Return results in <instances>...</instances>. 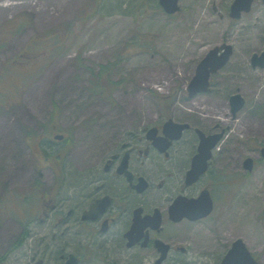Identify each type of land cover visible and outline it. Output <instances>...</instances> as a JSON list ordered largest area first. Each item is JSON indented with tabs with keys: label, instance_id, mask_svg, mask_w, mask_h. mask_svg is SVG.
Listing matches in <instances>:
<instances>
[{
	"label": "rangeland",
	"instance_id": "obj_1",
	"mask_svg": "<svg viewBox=\"0 0 264 264\" xmlns=\"http://www.w3.org/2000/svg\"><path fill=\"white\" fill-rule=\"evenodd\" d=\"M233 2L180 0V12L170 16L159 0H0V35L9 38L0 70L34 38L57 33L63 46L46 65L52 44L34 39L43 55L19 59L30 65L0 85L9 99L0 107V264H35L38 256L58 264L66 256V224L53 227L42 213V194L58 188L51 190L57 165L43 149L66 153L56 136L73 138L74 162L86 161L111 134L168 115L207 132L230 127L216 165L226 167L235 187L227 196L216 193L213 214L190 226L197 231L188 234L191 241L199 250L223 252L242 238L264 264V159L256 151L264 146V69L251 66V56L264 49V4L257 0L236 20L229 15ZM19 25L25 29L12 37ZM224 43L234 47L230 63L213 78L210 93L190 100L187 87L198 63ZM114 64L104 82L115 84L96 93V75ZM236 93L247 105L234 118L229 99ZM247 156L260 163L248 175L242 166ZM27 224L31 237L12 250Z\"/></svg>",
	"mask_w": 264,
	"mask_h": 264
},
{
	"label": "flooded vegetation",
	"instance_id": "obj_2",
	"mask_svg": "<svg viewBox=\"0 0 264 264\" xmlns=\"http://www.w3.org/2000/svg\"><path fill=\"white\" fill-rule=\"evenodd\" d=\"M170 120L176 121L168 115L153 125L111 134L86 161L74 162L73 144L66 137V166L54 170L64 173L63 182L54 181L51 190L58 184L56 193L42 194L43 215L53 221V227L66 224V256L63 253L58 264L72 258L77 264H222L234 241L223 252L212 246L199 250L188 234H196L190 226L207 218L175 221L170 211L178 198L192 200L204 190L210 191L216 207L213 190L217 193L219 188L214 187L226 179L227 172L216 165L223 154L216 150L206 173L188 184L201 128L177 121L190 128L168 144L167 137L174 135ZM222 129L216 125L210 132L201 130L210 135ZM52 243L46 247L50 249ZM38 260L47 264L43 256Z\"/></svg>",
	"mask_w": 264,
	"mask_h": 264
},
{
	"label": "water",
	"instance_id": "obj_3",
	"mask_svg": "<svg viewBox=\"0 0 264 264\" xmlns=\"http://www.w3.org/2000/svg\"><path fill=\"white\" fill-rule=\"evenodd\" d=\"M255 0H235L231 6L230 17L233 19H240L244 12L248 13L252 10ZM160 5L165 12L169 15H173L180 10L179 0H159ZM264 2V0H263ZM233 55V47L228 44H224L220 47L212 49L199 63L196 75L188 86L189 98L192 99L200 94L210 91V78L212 74L222 70L230 61ZM253 68H264V51L259 54H254L252 57ZM230 104L232 113L237 115L246 105V100L241 94H235L230 98ZM174 128V135L172 139H178L182 135L183 130L187 129L189 125H178L174 122H169ZM166 125L167 126L169 125ZM200 134L201 142L199 146V153L194 158L192 170L187 177V183H195L200 176L207 170L208 161L212 156V150L216 147L218 142L224 136L225 131L222 134L206 136L200 130L197 131ZM56 139H63L62 136H57ZM262 155L264 157V148L262 149ZM245 169L253 171L254 160L247 159L244 163ZM191 202V201H190ZM190 207H185V211L188 217L193 219H201L208 216L213 211V202L210 194L203 193L199 200L192 201ZM176 209L182 208L180 201H177L174 205ZM38 264H42L39 262ZM67 264H76V260L72 259ZM222 264H258L246 245L242 240H238L232 250L228 253Z\"/></svg>",
	"mask_w": 264,
	"mask_h": 264
},
{
	"label": "trees",
	"instance_id": "obj_4",
	"mask_svg": "<svg viewBox=\"0 0 264 264\" xmlns=\"http://www.w3.org/2000/svg\"><path fill=\"white\" fill-rule=\"evenodd\" d=\"M22 29H25V26L19 25L17 28L12 29L10 31V34H12V37H13L18 32H21ZM7 33H8V31H7ZM3 36H4V33L1 32V35H0V51H3V49L9 44L8 36L6 35L4 38H3ZM57 38H58L57 33H54L53 35L47 34L46 37H42V38H34V39L41 40L42 43L51 42L52 49H50L48 52H50L52 54V56L48 59V61L53 60V58H55L56 55H58V52L63 47L58 42H56ZM34 39L32 41H30L29 43H27V48L26 49L24 48L15 57H13L7 66L2 67V70H0V85L2 84V86L4 87V83L14 75L15 71L21 70V69L26 68L27 66L30 65V64L27 66L26 65H20L18 63L19 59H22L24 57H33V56L37 57V56L43 55L42 51H40V50H42V48L41 49L36 48V46H38L39 44H37V42H34ZM16 64H19L20 68L15 67ZM46 64H49V62H47ZM115 65L116 64L101 67L99 75H96V78L98 81H97V83H94L96 93H100L101 95H104L105 92L108 91L109 88H111L110 85L115 84V83H111L109 85V84L104 82V81L108 80L107 79L108 77H110L109 75H111V72H112ZM91 72L95 75L94 70H92ZM5 77H9V78L5 80ZM8 100L9 99L3 97V94L0 92V107L4 106V104ZM45 142H46V140H43L42 143H45ZM43 150L45 151V156L47 158H49L51 161H53L54 163H56L60 166H64L66 164L65 163L66 159H65L63 151L53 149L51 152H48L45 149H43ZM226 182H227L226 179H221V182L219 184L215 185V188H219V190H222V189L228 188V187L230 189L233 188V186H234L233 183L228 184ZM28 225L29 224H27V226ZM30 236L31 235L29 234V232L25 231L23 233V235L21 236V238L19 239V241L16 243V246L14 247V249H12V250H16L18 248H21V246L26 243V241L28 240V238H30ZM63 247L64 246H61V249H63Z\"/></svg>",
	"mask_w": 264,
	"mask_h": 264
}]
</instances>
